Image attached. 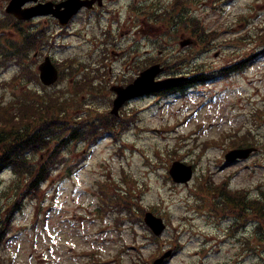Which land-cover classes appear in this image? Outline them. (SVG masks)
Instances as JSON below:
<instances>
[{
    "label": "rangeland",
    "instance_id": "1",
    "mask_svg": "<svg viewBox=\"0 0 264 264\" xmlns=\"http://www.w3.org/2000/svg\"><path fill=\"white\" fill-rule=\"evenodd\" d=\"M152 1L157 0H149ZM163 2L170 6L172 0ZM194 5L192 16L217 36L213 39V51L199 57L192 66L206 63L220 68L239 64L243 73L200 85L187 96L136 99L121 111L124 119L136 117L125 131L109 135L91 148L83 144L67 145L63 156L70 161L76 158L82 168L73 180L64 182L60 177L56 179L60 174L56 168L42 190L27 188L33 199L22 204L21 213L16 214L14 221L24 230L20 234L15 231L0 249V259L5 264H153L159 245L165 251L176 248L177 253L166 264H264V222L252 218L251 226L236 232L235 219L215 220L207 211L210 205L204 206L196 194L197 180H210L211 174L216 184L231 177L232 188L243 190L242 194L250 191L261 198L260 189L264 187V44L261 39L264 0L224 1L218 5L211 0H195ZM162 20L163 25L143 24L142 28L147 26L151 34V51H157L164 45L163 41L167 47L175 42V37L167 34L166 20ZM163 26L166 36L160 29ZM140 29L141 26H135L125 37L113 32L118 45L115 49L142 41L144 32L138 34ZM154 30L157 31L153 36ZM85 49L88 50L87 47H62L51 53L59 61H66L80 57ZM219 51L221 56L216 58ZM182 56L184 54L179 55L171 46L162 61L167 60V65L182 73L187 70L175 64ZM116 66L117 74H121L123 69ZM144 67V59H137L133 71ZM12 74L0 77V82ZM121 77L126 81L132 76L121 74ZM72 78L64 76L52 89L45 90L41 85L35 88L48 98L60 99L66 97L64 93L68 95L67 86L73 85ZM34 80L32 75L31 81ZM88 103H94L102 112L110 108V103L104 99L90 97ZM47 109L51 110L49 104ZM238 134L239 137L234 138ZM247 146L259 147L261 152L248 161L227 166L226 149ZM61 158L55 161L59 166L64 163ZM177 160L195 168V177L189 186L178 185L169 176V168ZM51 178L56 179L53 185ZM10 180L9 173L0 176L3 183L0 194ZM100 184L115 199L129 197L139 218V207L163 216L168 225L163 236L152 241L153 234L141 221H128L118 227V217H127L128 213L119 214L116 209L102 220L97 213L104 206V197L99 194ZM16 197L15 193H10L7 204L12 206ZM200 206L203 208L199 209ZM258 225L263 229L258 230ZM246 238L250 241H245ZM252 245H256V252L250 250Z\"/></svg>",
    "mask_w": 264,
    "mask_h": 264
},
{
    "label": "flooded vegetation",
    "instance_id": "2",
    "mask_svg": "<svg viewBox=\"0 0 264 264\" xmlns=\"http://www.w3.org/2000/svg\"><path fill=\"white\" fill-rule=\"evenodd\" d=\"M138 2V0H133ZM85 2L86 4L68 21L67 25L63 26L62 22L66 20L69 16V8L73 9L78 7L80 3ZM126 0H36L35 3H30L28 7H36L38 5H48V9L51 11L46 15L35 17L29 22H21L20 27L22 30L19 32L27 31V36L25 37V43L28 47V44H31V38L34 37L37 33V39L45 37L46 39L52 40L53 38H62V37H76L81 32L84 33L86 37H90L89 33L92 34L96 40L99 39V42L104 41L105 46H113L112 43V28L117 22L114 17L113 9L120 4L124 6ZM125 16H129V21L133 19V13L130 11V8H127ZM122 10H125L122 7ZM139 16V15H138ZM106 25L105 27H102ZM77 28L80 30L77 33H73ZM74 29V30H72ZM70 31V32H68ZM89 32V33H87ZM106 47V48H107ZM110 47V48H111ZM147 47V45H145ZM107 48L104 52L105 56H108L107 51L110 50ZM144 48V47H143ZM144 54V55H143ZM110 55L117 58L118 57H145L149 55V51L145 49L144 51H120L116 52L115 50L110 51ZM39 57V52L34 53V58ZM101 57V56H100ZM99 70L103 68L104 63L102 61L98 62Z\"/></svg>",
    "mask_w": 264,
    "mask_h": 264
},
{
    "label": "water",
    "instance_id": "3",
    "mask_svg": "<svg viewBox=\"0 0 264 264\" xmlns=\"http://www.w3.org/2000/svg\"><path fill=\"white\" fill-rule=\"evenodd\" d=\"M187 43H184V45H187ZM46 69H49V76L47 80H45V83L52 85V83H54L57 79L56 71L49 62H47V64L43 66V74H46ZM163 71L164 70L161 69L159 65L151 67L147 71L143 72L141 77L133 85L129 86L126 89H117L119 97L115 101V108L113 113L117 114L118 110L123 106V104L131 98L141 96L148 92H154L164 89L166 87H169L170 85L175 84L178 81L171 79L164 82H155V78ZM251 152L252 150L233 151L228 155V159L232 160L236 158H247L249 157ZM171 175L177 182H187L191 179L192 172L191 168L186 169L180 164H175L171 170ZM147 222L154 228L156 233L159 234L162 232L164 228L162 222L158 219H155L151 214L147 216Z\"/></svg>",
    "mask_w": 264,
    "mask_h": 264
},
{
    "label": "trees",
    "instance_id": "4",
    "mask_svg": "<svg viewBox=\"0 0 264 264\" xmlns=\"http://www.w3.org/2000/svg\"><path fill=\"white\" fill-rule=\"evenodd\" d=\"M172 20H175V18H173ZM36 137H38V135H36ZM27 143H29V141ZM6 158H7V156H5L3 159H6ZM245 205H248V204L245 203Z\"/></svg>",
    "mask_w": 264,
    "mask_h": 264
}]
</instances>
